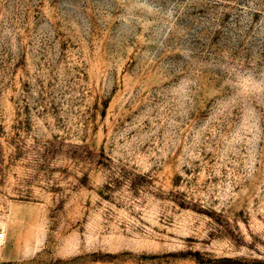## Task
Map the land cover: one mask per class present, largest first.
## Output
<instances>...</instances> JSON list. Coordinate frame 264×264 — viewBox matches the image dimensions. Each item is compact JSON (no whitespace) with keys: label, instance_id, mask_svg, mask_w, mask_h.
<instances>
[{"label":"rangeland","instance_id":"374dc122","mask_svg":"<svg viewBox=\"0 0 264 264\" xmlns=\"http://www.w3.org/2000/svg\"><path fill=\"white\" fill-rule=\"evenodd\" d=\"M0 264H264V0H0Z\"/></svg>","mask_w":264,"mask_h":264},{"label":"built area","instance_id":"2783aa9c","mask_svg":"<svg viewBox=\"0 0 264 264\" xmlns=\"http://www.w3.org/2000/svg\"><path fill=\"white\" fill-rule=\"evenodd\" d=\"M0 238H3V235H0Z\"/></svg>","mask_w":264,"mask_h":264}]
</instances>
